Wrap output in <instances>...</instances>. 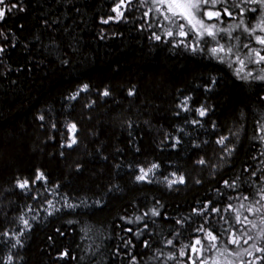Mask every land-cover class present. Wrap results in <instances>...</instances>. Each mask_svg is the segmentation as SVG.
<instances>
[{"label": "trees", "instance_id": "1", "mask_svg": "<svg viewBox=\"0 0 264 264\" xmlns=\"http://www.w3.org/2000/svg\"><path fill=\"white\" fill-rule=\"evenodd\" d=\"M119 2L6 0L18 7L0 21V232H9L0 236V264L9 255L12 264H132L133 256L136 264H176L155 259L157 250L194 243L202 224L218 235L239 228L237 210L248 213L237 197L258 199L264 83L166 38L149 1L125 0L123 17L102 23ZM70 123L78 141L71 148ZM221 136L231 152L216 143ZM153 163L151 182H137ZM37 169L45 179L31 184ZM180 175L185 183L170 188L165 177ZM17 178L29 188L16 187ZM153 208L158 216L144 215ZM168 239L176 248H164ZM257 256L264 253L241 259Z\"/></svg>", "mask_w": 264, "mask_h": 264}, {"label": "snow or ice", "instance_id": "2", "mask_svg": "<svg viewBox=\"0 0 264 264\" xmlns=\"http://www.w3.org/2000/svg\"><path fill=\"white\" fill-rule=\"evenodd\" d=\"M145 0H141L143 3ZM127 3L130 5L131 0H127ZM152 4L155 7V11L164 16L166 21H170L177 29L175 33L176 36L180 37V44H184L186 48H190L193 53L197 50L208 51L213 58H216L221 63L224 62L225 57L235 56L234 60L229 61V67H232L233 64H238L240 67L234 69L238 78L247 80L251 78L254 81H259L264 83V67L261 68L260 72L253 73L252 70H248L246 73L244 69L247 68L248 64H257L264 66V0H152ZM125 5V0H120V2L112 9L113 12L116 13L115 17H108V19L102 20V23L107 24L112 20H119L123 17L124 13L120 10ZM0 21H3L6 18L7 12H11L12 9L18 7L16 3H12L10 6L6 4V0H0ZM163 9V10H162ZM20 11H24L23 7H20ZM255 13L256 14V23L253 25L249 23L246 19H244L247 14ZM144 15H147L145 13ZM228 17L229 19H237L240 17L239 23L235 26L236 28H240L244 33L247 34L248 39L245 40L242 44L238 45H226L222 44L220 41L223 37L218 39V36L221 32L225 33L229 40L240 41V36H232L231 32L234 30L233 28H221L219 25L225 23L223 17ZM208 21H214L213 23H208ZM218 22V23H217ZM167 36L173 37L174 33L171 29L167 30ZM194 34V35H193ZM0 37L7 39L3 32H0ZM205 37L208 39L206 40ZM157 41L161 40V36L155 32L152 33V37ZM191 41V43L185 44V41ZM199 41V42H197ZM209 41L215 44L214 47L207 48V44ZM255 45H259V48L255 47ZM174 47L177 44H173ZM247 49V52L244 53V56L241 57L238 51H234V49ZM4 48L0 47V52H3ZM216 83L215 80L212 81L214 85ZM88 86L84 85L86 89ZM83 90V89H82ZM207 90H211L209 87ZM133 92L129 91V95H132ZM104 96H109L110 93L106 90L103 92ZM75 99V96L71 97ZM261 100H264V96L260 97ZM187 103L186 101L184 102ZM197 113L203 117L207 109L204 106L196 109ZM43 119V117H40ZM199 121H194V123H198ZM215 127V123H213ZM54 127V126H53ZM68 132L71 134L68 136V140L70 143L67 144V147L71 148L78 141L75 136L77 131V125L75 123H70L67 125ZM257 135L254 139H259L262 145H264V118L261 121H258L257 127ZM235 134V133H233ZM228 139L226 136H221L220 139L216 141L217 144L224 146L226 152H231L232 149L228 148L225 145V141ZM62 147L64 145H61ZM63 155V153H61ZM260 155L264 156V150L261 151ZM255 159V157H253ZM199 165L207 164V161L203 158L196 161ZM158 167L157 164L153 163L150 167H141L139 169V174L136 175L135 179L137 182H151L149 179L150 174L154 169ZM77 170H79V165L77 166ZM247 171V169H245ZM175 175V174H173ZM253 177H256V171L251 173ZM44 174L37 169V173L35 179L31 181V184H35L36 181L44 180ZM260 180L261 187L257 191L258 199H255L250 196H242L237 197V199L241 200L240 208L244 209L248 215L242 216L239 214V210H237V215L235 216L236 224L240 225L239 228H235V226H231L230 228H225L218 235L213 231L207 229L202 224L199 228L196 229L198 233H203V236L195 239L194 243H185L182 244L176 252H165L163 249L157 250L155 254V259L161 261H175L176 264H208V259L204 257L205 251H211L214 249H218L219 244H223L224 247L220 249L221 256L233 257L241 260V264H256V261L264 260V256H257L255 260L245 262L241 258L245 255L252 257L253 252L250 249H254L256 253H264V177L258 178ZM165 180L168 183V186L171 188L174 184H183L185 183V178L183 175L176 177L175 179H169L165 177ZM196 183H200L199 180ZM228 187H235L234 183L230 184L228 181L224 182ZM30 186V181L28 179H19L17 178L16 187L20 189H27ZM231 199V198H230ZM243 201H249L248 205L245 206ZM83 203V201H82ZM97 203H99L97 201ZM49 206L52 207L51 202H49ZM79 205H74L68 203L65 200V207L69 209H75ZM208 209V205H204L200 211ZM228 211L233 210V206L231 204L228 205ZM194 211H196L194 209ZM211 212L219 213V208L210 209ZM51 214V213H50ZM160 213L157 209L153 208L145 212V216L151 215L153 217L158 216ZM256 216L259 218V226L255 220L249 219V217ZM137 221H140L142 217L137 216L135 218ZM224 219L226 223L227 219L225 217H221ZM19 220L23 223L25 228H29L27 219L24 216L19 217ZM127 223L131 224L133 221L129 219ZM177 224H181V220L176 221ZM205 223H208L205 220ZM147 228V224L144 225ZM128 232H132L131 228L125 229ZM253 230H257L256 234L253 235ZM142 231V230H141ZM22 234V233H21ZM63 235V233H61ZM139 235V233H137ZM227 235L226 239H222ZM0 236H9V232L4 231L0 232ZM208 241L207 245L204 241ZM251 242V243H250ZM125 243L130 244L131 241H125ZM144 247H150L148 241H144ZM21 244L20 240H16V243L12 245V247H16V245ZM233 245L235 246V251L229 249L227 246ZM244 245H248L249 247H243ZM164 248H176L173 239H168L164 242ZM185 249L188 250V255L186 256ZM67 256V252L61 254V258ZM14 257L9 255L4 264H12ZM132 264H136L135 256L132 257ZM213 264H220L218 259H213ZM226 264H233L232 260H228Z\"/></svg>", "mask_w": 264, "mask_h": 264}, {"label": "rangeland", "instance_id": "3", "mask_svg": "<svg viewBox=\"0 0 264 264\" xmlns=\"http://www.w3.org/2000/svg\"><path fill=\"white\" fill-rule=\"evenodd\" d=\"M150 2L151 3V5H152V7H153V9H154V11H155V7L153 6V4H152V0H145V2L143 3V4H147L146 2ZM163 10V9H162ZM156 12V11H155ZM116 14V13H115ZM158 15V16H157ZM156 16L157 17H159V22H158V24L160 25V29H161V34L162 35H164V36H166V38H172V39H174V36L175 37H177V38H179L178 36H176L175 35V33L177 32V29H176V27L170 22V21H166L165 19H164V16H162L160 13H157L156 12ZM241 18L240 17H237V19H235V20H233V19H229L228 17H223V20L225 21V23H223V24H220L219 26L221 27V28H233L234 30L231 32V35L232 36H240V41H236V40H229L228 39V37H227V35L225 34V33H223V32H221L220 34H219V36H218V39H220L221 37H223L222 39H221V43L222 44H226V45H238V44H242L245 40H247L248 39V37H247V34L246 33H244L240 28H236L235 26L239 23V20H240ZM244 19H246L249 23H251V24H255L256 23V14L255 13H250V14H248ZM214 21H208V23H213ZM218 23V22H217ZM169 29H171L172 31H173V33H174V35H173V37H169V36H167V30H169ZM194 35V34H193ZM205 39L207 40L208 38L207 37H205ZM197 42H199V41H197ZM189 43H191V41H189ZM215 46V44L213 43V42H211V41H209V43L207 44V48H210V47H214ZM255 47H257V48H259V45H255ZM198 52H200V50H197ZM234 51H238V53H239V55L241 56V57H243L244 56V53H246L247 52V49H242V48H239V49H234ZM206 53L210 56V57H212L211 55H210V53L208 52V51H206ZM213 58V57H212ZM236 57L235 56H230V57H225L224 58V62L223 63H225V64H227L228 66H229V61H231V60H234ZM214 59H216V58H214ZM217 60V59H216ZM219 61V60H218ZM238 67H240L238 64H233L232 65V67H230L231 69H232V71H233V73L237 76V74L235 73V71H234V69H236V68H238ZM262 67H264V66H261V65H257V64H251V63H249L248 64V66H247V68H245L244 69V72L246 73L248 70H252L253 71V73L255 74V73H257V72H260L261 71V68ZM238 77V76H237ZM240 79V78H239ZM242 80H244V79H242ZM247 80H252L251 78H248ZM246 80V81H247ZM259 82V81H258ZM262 135H264V133H262ZM251 218V220H255L256 222H257V224H258V226H259V218L258 217H254V216H252V217H250ZM260 227H264V226H260ZM255 231H257V230H253V235H255ZM204 243L207 245V243H208V241H204ZM251 243V242H250ZM223 245V244H222ZM244 246H247V245H244ZM223 247H224V245H223ZM222 247V248H223ZM221 248V249H222ZM228 248L229 249H231V250H233V251H235V246H233V245H228ZM212 251H214V250H211V251H205L204 252V257L205 258H207L208 259V264H213V259H218L219 261H220V264H225V261H228V260H230V259H232L236 264H241V260H239V259H236L235 258V256H233V257H227L226 255L225 256H221L220 255V250L219 251H217V252H212ZM251 251L253 252V254H254V252H255V250L254 249H251ZM212 252V253H211ZM253 257V256H252ZM252 257L250 258V260L252 259ZM198 264H199V262H198Z\"/></svg>", "mask_w": 264, "mask_h": 264}]
</instances>
